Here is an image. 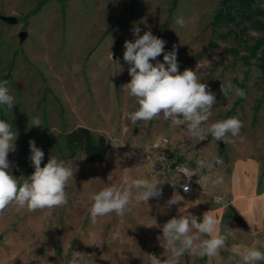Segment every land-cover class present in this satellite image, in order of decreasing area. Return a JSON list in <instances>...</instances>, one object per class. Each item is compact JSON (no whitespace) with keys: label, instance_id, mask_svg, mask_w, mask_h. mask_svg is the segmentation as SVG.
<instances>
[{"label":"rangeland","instance_id":"rangeland-1","mask_svg":"<svg viewBox=\"0 0 264 264\" xmlns=\"http://www.w3.org/2000/svg\"><path fill=\"white\" fill-rule=\"evenodd\" d=\"M220 5L221 0H0V12L18 18L14 25L0 21V81L10 82L16 104L11 111L0 106V119L17 132L16 149L35 140L45 153L42 167L54 156L75 172L65 189L68 204L53 210L51 216L40 210L17 212L14 207L0 214V264H72L74 252L80 253L75 257L78 264H150L149 255L161 259L170 255L161 246L163 238L157 237L173 216L186 209L199 217L200 210H192L194 204L227 210L228 175L235 163L248 160L258 167L257 192L264 193V73L258 66L259 49L256 54L250 51L264 37V17L215 24ZM176 17H183L186 26L177 25ZM136 26L141 35L151 30L165 40L166 52L175 46L179 71H196L216 95L209 123L236 116L243 122L242 139L225 144L209 135L193 145L183 121L173 124L162 113L136 124L127 119L139 105L122 88L131 79L123 45L125 40L134 41ZM21 29L28 36L18 46ZM157 59L163 62L162 55ZM226 81L243 89L246 96L223 95L221 83ZM33 117L40 118L41 126L30 127ZM76 126L108 139L104 162H89L81 152L66 156L64 136ZM162 135L180 151L183 148L184 155L191 154V160L222 158L213 174L222 176L224 183L209 182L196 194H179L183 199L171 207L167 201L173 192L158 185L159 199L147 204L133 199L122 216L111 213L92 225L89 195L119 185L125 176L151 179L144 150ZM29 155L8 158L17 178L33 173ZM199 174L210 172L199 167ZM214 194L222 195L223 202L214 201ZM155 221L161 227H148ZM207 260L185 253L179 264H207Z\"/></svg>","mask_w":264,"mask_h":264},{"label":"clouds","instance_id":"clouds-1","mask_svg":"<svg viewBox=\"0 0 264 264\" xmlns=\"http://www.w3.org/2000/svg\"><path fill=\"white\" fill-rule=\"evenodd\" d=\"M175 23L181 28L186 26L183 17H176ZM134 41L125 40L123 60L128 67L130 81L122 88L126 89L128 95L134 97L138 109L127 114V119L136 124L138 121H150L157 118L161 113L166 121L173 124H186L184 131L193 145L205 141L210 135L215 142L223 141L225 144L234 143V138H240L243 122L236 116L217 120L209 123L212 116V109L216 104V95L206 83L200 81L196 71L185 68L179 71V62L175 46L172 51H165L166 41L157 37L151 30L143 32L136 26L132 29ZM163 56V62L157 59ZM112 59V54H111ZM150 61H155L152 63ZM199 64V63H198ZM198 66V65H197ZM9 81H0V106H6L12 110L15 104V97L10 94ZM223 95L229 93L237 97H245L243 89L237 88L226 81L221 83ZM41 126L39 117H33L30 127ZM17 132L13 130L11 123L0 119V214H3L9 207H14L20 212L27 209L29 212L37 210L44 211L45 215L51 216L53 210L64 207L68 204L66 186L70 180L74 181V171L64 160L51 156L42 167L45 153L36 146L35 140H29L30 155L28 159L34 171L27 178H17L13 175V162L9 161V153L15 152V140ZM183 152L184 149L182 148ZM163 159L164 157H159ZM191 158V154H189ZM222 164V158L216 156L213 160H198V167L209 169L210 175L201 176L198 184L221 185L224 183L222 176H214L213 169L216 165ZM177 173H182L189 180L193 176L192 170L186 166H180ZM159 172L152 168V178H137L129 180L123 177L119 185L106 186L102 190L89 195L92 201L89 208L91 224L95 225L98 218L105 217L111 213L122 216L129 209L133 199L137 203H146L152 199H159L162 196V185L156 176ZM21 178H23L21 182ZM235 183L240 182L239 177L233 178ZM165 183V182H164ZM175 189L179 180L173 179L169 182ZM185 193L190 191L187 183L180 184ZM213 200L223 202L222 195H213ZM183 199L175 191L167 205L171 207ZM179 217L173 216L165 222L161 228L162 236L157 239L164 243L161 246L170 255L161 259L156 255L150 256V264H179L180 258L185 254L197 255L209 260L220 257V253L226 247V240L235 230H229L226 234L220 233V221L207 211L200 217L187 212H181ZM161 227L155 224L148 227ZM253 235L255 233L253 232ZM207 237L203 238L202 237ZM96 245V244H95ZM80 253L74 252L72 264H78L75 257ZM240 258L243 264H258L264 261V251L257 247H246Z\"/></svg>","mask_w":264,"mask_h":264},{"label":"crops","instance_id":"crops-1","mask_svg":"<svg viewBox=\"0 0 264 264\" xmlns=\"http://www.w3.org/2000/svg\"><path fill=\"white\" fill-rule=\"evenodd\" d=\"M256 165L248 160L235 163L228 175L226 191L230 202L244 222L241 226L232 218H223L227 212L224 207L200 208L194 204L192 210H200L202 221L203 213H211L220 221V233L226 234L228 229L235 230L226 240V247L221 251L220 257L207 260V264H243L240 253L246 247H257L264 251V193L257 192L259 175ZM239 177L240 182L235 183L233 178ZM253 232L255 235H253ZM207 238V237H206ZM264 264V261L258 262Z\"/></svg>","mask_w":264,"mask_h":264},{"label":"trees","instance_id":"trees-1","mask_svg":"<svg viewBox=\"0 0 264 264\" xmlns=\"http://www.w3.org/2000/svg\"><path fill=\"white\" fill-rule=\"evenodd\" d=\"M251 16L264 17L262 0H221L214 22L216 24L221 21H233L239 17L250 18ZM258 49L260 51L258 66L264 73V37L259 39L255 46L251 47L250 51L256 54ZM108 147V139L103 134H94L85 126H76L68 130L64 136V148L67 157H73L77 152H81L87 161L101 163L105 161ZM21 153L30 154L29 141L17 148L15 152L9 153L8 158ZM223 218H232L241 226H244L242 218L231 204L228 205L227 212L223 215Z\"/></svg>","mask_w":264,"mask_h":264},{"label":"built area","instance_id":"built-area-1","mask_svg":"<svg viewBox=\"0 0 264 264\" xmlns=\"http://www.w3.org/2000/svg\"><path fill=\"white\" fill-rule=\"evenodd\" d=\"M159 157L164 158L160 159ZM143 159L150 170L154 166V171L159 172L156 179L163 183L162 185L169 191L189 196L201 190V185L197 183L201 178L197 161L191 160L188 156L184 155L177 148L176 143L168 136L162 135L154 138L150 146L144 150ZM182 165L192 170L193 176L190 180L182 173H177L178 167ZM173 179L179 180L175 189L169 183ZM184 183H187L190 187L188 193H185L180 187V184Z\"/></svg>","mask_w":264,"mask_h":264},{"label":"water","instance_id":"water-1","mask_svg":"<svg viewBox=\"0 0 264 264\" xmlns=\"http://www.w3.org/2000/svg\"><path fill=\"white\" fill-rule=\"evenodd\" d=\"M0 21L14 25L18 23V18L15 15L12 14H5L0 12ZM28 36V32L25 29H21L17 33V38H18V46H22L23 42Z\"/></svg>","mask_w":264,"mask_h":264}]
</instances>
